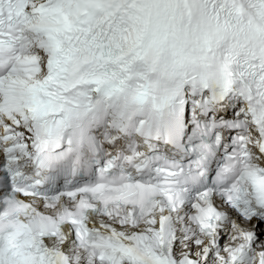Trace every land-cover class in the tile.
I'll return each instance as SVG.
<instances>
[{
  "label": "snow or ice",
  "instance_id": "snow-or-ice-1",
  "mask_svg": "<svg viewBox=\"0 0 264 264\" xmlns=\"http://www.w3.org/2000/svg\"><path fill=\"white\" fill-rule=\"evenodd\" d=\"M0 264H264V0H0Z\"/></svg>",
  "mask_w": 264,
  "mask_h": 264
}]
</instances>
